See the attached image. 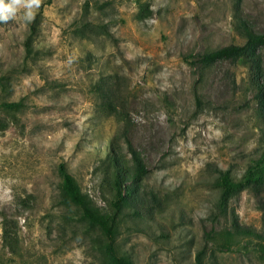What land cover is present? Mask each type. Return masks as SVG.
<instances>
[{
  "label": "rangeland",
  "instance_id": "rangeland-1",
  "mask_svg": "<svg viewBox=\"0 0 264 264\" xmlns=\"http://www.w3.org/2000/svg\"><path fill=\"white\" fill-rule=\"evenodd\" d=\"M142 1L145 11L43 0L32 22L0 23V98L20 103L0 109V264H116L83 206L111 223L131 264H197L200 248V264H264V182L217 207L215 167L238 178L261 145L249 68L188 56L242 43L235 14L264 31V0ZM257 52L264 87V44ZM132 152L146 173L122 174L128 201L114 216L113 157L132 172ZM62 168L82 204L62 189ZM233 222L260 236L225 238Z\"/></svg>",
  "mask_w": 264,
  "mask_h": 264
},
{
  "label": "trees",
  "instance_id": "trees-1",
  "mask_svg": "<svg viewBox=\"0 0 264 264\" xmlns=\"http://www.w3.org/2000/svg\"><path fill=\"white\" fill-rule=\"evenodd\" d=\"M140 5V8L145 11L146 7L144 6V2L142 0H136ZM234 28L239 31L244 36V41L242 43H231L226 46L218 47L215 49H211L205 51L200 54H188V56L192 57L190 61L200 62V63H208L213 62L222 58H240L246 66L249 68L250 74V85L256 95V100L260 105L262 112L264 113V87L263 83L259 80L260 73L262 72V61L260 59V55L257 52V48L259 45L264 44V31H253L245 26V24L240 20L236 14ZM7 80L3 75L0 76V90H7ZM20 103L15 100H8L6 98H0V109H18ZM264 119V118H263ZM260 149H258L259 153L246 165L243 173L240 177L236 178L232 175L230 168H219L215 167L216 172V183L220 187V194L218 197L217 207L220 212L224 213L226 209V204L229 199L231 192L238 187H241L245 184H249L251 182L261 183L264 182V120L260 126ZM107 153L112 152L110 146L106 147ZM117 157V156H116ZM116 157H113L112 162V170L114 172V180H113V191L114 197L111 202L113 207V213L115 214L121 209L122 204H125L128 201V198L125 194V182L123 181L122 174L125 176L131 177L133 181H137L142 175L146 173V167L141 161V159L136 155L135 152H132V157L134 160V169L127 170L123 166H120L115 161ZM118 159V158H117ZM62 180L61 187L65 190L69 198L73 200L77 204H82V197L79 191L76 188L75 182L72 180L69 173L61 169ZM131 181V180H130ZM132 182V181H131ZM128 187V186H127ZM126 187V192L127 188ZM135 184H132V188L129 190H133ZM82 215L88 218L91 222L97 223L102 230L105 232L108 237V248L109 251L116 262V264H131V261L120 254L114 245L113 242V229L111 223H108L104 217V215L94 212L92 209H89L86 206H83ZM220 233V231H219ZM225 238L233 237L235 234H245V235H257L253 230L249 228L240 227L236 222L231 224V229L225 228L221 232ZM204 254V249L200 248L196 252V261L197 264L201 263L202 256Z\"/></svg>",
  "mask_w": 264,
  "mask_h": 264
},
{
  "label": "clouds",
  "instance_id": "clouds-1",
  "mask_svg": "<svg viewBox=\"0 0 264 264\" xmlns=\"http://www.w3.org/2000/svg\"><path fill=\"white\" fill-rule=\"evenodd\" d=\"M43 0H0V23H8L21 15L25 22L35 19Z\"/></svg>",
  "mask_w": 264,
  "mask_h": 264
}]
</instances>
